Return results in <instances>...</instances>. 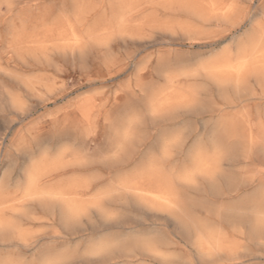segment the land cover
Listing matches in <instances>:
<instances>
[{"label":"rangeland","instance_id":"374dc122","mask_svg":"<svg viewBox=\"0 0 264 264\" xmlns=\"http://www.w3.org/2000/svg\"><path fill=\"white\" fill-rule=\"evenodd\" d=\"M247 15L241 0H0V86L17 85L6 94L21 119L28 115L23 124L15 117L0 121V144L6 139L15 145V160L7 150L0 155V249L10 229L8 244L30 253V264L37 258L54 264L68 242L53 226L47 205L30 197L51 192L69 214L92 210L107 222L118 215L122 193L132 201L122 202L132 219L152 218L168 253L187 256V243L197 252L243 257L256 220L234 218L227 209L258 208L264 186V19L244 29ZM191 56L205 59L164 73L147 107L158 116L188 109L199 99L201 81L211 83L217 92L208 93L202 122L218 121V139L231 159L225 162L213 149L173 165V145L161 137L165 171L153 163L150 150L156 130L124 106L129 96H144V78L153 79L154 65H180ZM56 125L72 128L87 147L65 143L35 159L21 153L38 137L55 144L49 130ZM98 143L113 160L127 159L115 186L110 171L101 170L102 160L84 163V153ZM145 151L148 163L136 164ZM25 169L24 189L9 187ZM109 202L114 206L106 207ZM5 254L0 251V257Z\"/></svg>","mask_w":264,"mask_h":264},{"label":"snow or ice","instance_id":"6c2138e0","mask_svg":"<svg viewBox=\"0 0 264 264\" xmlns=\"http://www.w3.org/2000/svg\"><path fill=\"white\" fill-rule=\"evenodd\" d=\"M241 6L248 9L244 29H247L257 19H264V0H241ZM209 55L212 54L209 53ZM203 59H205L204 56H191L180 65H176L174 62L154 65L156 71L153 79L148 81L147 78H144L145 83L142 86L144 96H129L125 103V110L134 111L141 122L148 126L149 130H156L150 150L155 157L153 163L165 171H167L169 164L160 156L158 151L161 137L173 145V165L179 164L181 161L187 163L194 154L202 153L205 150L211 152L213 149L223 157L225 162L231 159L230 153L225 152L223 144L218 139V121L213 119L202 122L203 117L208 114V93L211 92L215 95L217 92L211 83L201 81L203 90L199 93V99L188 109H178L158 116L156 113L150 112L147 107V98L157 84L162 82L159 78L164 73L178 69H189L195 66L197 61ZM6 90L14 93L17 90V85L14 82L5 81L4 85L0 86V121L6 120L8 117H15L20 124H23L28 115H25L23 119L20 118L17 112L13 110L12 101L6 94ZM19 91L23 92V89L21 88ZM241 95L239 82H237L235 97L238 98ZM25 98L29 99L26 94ZM237 102L242 103L243 101L238 99ZM260 105L261 118H264V100L260 102ZM49 136L55 140V144H52L51 141L44 144L42 139L38 137L30 146L21 149V153L30 159H35L41 151L54 152L56 147L65 143L71 144L81 151L87 147L72 128L61 129L59 125L53 126L49 130ZM5 150L11 159L15 160V145H9L6 139L0 144V155H3ZM84 156V163L88 165L96 164L97 160L103 161L104 169L101 170L110 171L113 186H115L116 176L121 175L129 167L126 157L113 160L111 152H108L106 156V148L103 143H98L92 152H85ZM141 162L148 163L147 151L141 153L135 161L138 165ZM10 170H14V166L10 167ZM18 174L19 180L9 187L15 186L18 190H23L29 172L25 169ZM183 174L192 181L196 180V176L188 169H185ZM117 191L119 190L117 189ZM30 199H39L41 203L47 205L53 218V226L59 229V232L68 242L64 254L54 264H264V186L257 194L258 208L253 206L227 209L234 218L239 217L242 221L249 223L253 217L256 220L255 227H249L250 249L243 257L231 259H225L215 251H194L193 246L187 243L184 244L187 256L184 253H168L163 248L159 230L152 218L145 220L142 216L137 215L135 219H132L129 209L124 207L122 203L127 199L128 204L131 205L132 201L130 198L124 197L122 193L119 196L121 203L116 209L118 215L107 222L92 210H87L78 215L69 214L60 197L51 192H45L43 196H33ZM105 206L113 207L114 205L109 202ZM192 227L196 233L203 234L198 225L193 224ZM209 228L215 231L214 226L209 225ZM10 231L9 229L3 233L6 247L0 251L6 254L0 257V264H30L26 259V255H30V253H24L18 245L8 244ZM73 244H77L78 247L73 249ZM13 250H15V254H13ZM144 252L150 255L145 256L143 255ZM31 264H51V262L37 258Z\"/></svg>","mask_w":264,"mask_h":264},{"label":"bare ground","instance_id":"6f19581e","mask_svg":"<svg viewBox=\"0 0 264 264\" xmlns=\"http://www.w3.org/2000/svg\"><path fill=\"white\" fill-rule=\"evenodd\" d=\"M122 78V77H121ZM116 114V113H115ZM114 116V115H113ZM23 128V127H22ZM13 134V133H12ZM88 172V171H87ZM31 179V178H30ZM32 180V179H31ZM35 180V179H34Z\"/></svg>","mask_w":264,"mask_h":264}]
</instances>
